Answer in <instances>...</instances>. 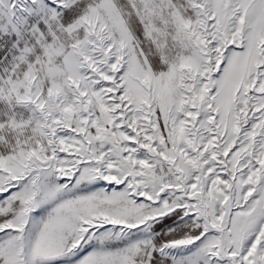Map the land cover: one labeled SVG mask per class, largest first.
I'll use <instances>...</instances> for the list:
<instances>
[{
    "label": "snow or ice",
    "instance_id": "1",
    "mask_svg": "<svg viewBox=\"0 0 264 264\" xmlns=\"http://www.w3.org/2000/svg\"><path fill=\"white\" fill-rule=\"evenodd\" d=\"M0 264H264V0H0Z\"/></svg>",
    "mask_w": 264,
    "mask_h": 264
}]
</instances>
